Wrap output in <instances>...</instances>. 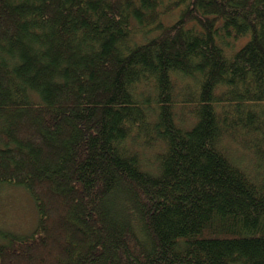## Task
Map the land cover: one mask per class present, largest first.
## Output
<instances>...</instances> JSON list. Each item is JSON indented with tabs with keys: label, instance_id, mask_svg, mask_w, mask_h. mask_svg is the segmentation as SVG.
I'll return each mask as SVG.
<instances>
[{
	"label": "trees",
	"instance_id": "obj_1",
	"mask_svg": "<svg viewBox=\"0 0 264 264\" xmlns=\"http://www.w3.org/2000/svg\"><path fill=\"white\" fill-rule=\"evenodd\" d=\"M0 183V264H264V0H0Z\"/></svg>",
	"mask_w": 264,
	"mask_h": 264
},
{
	"label": "rangeland",
	"instance_id": "obj_2",
	"mask_svg": "<svg viewBox=\"0 0 264 264\" xmlns=\"http://www.w3.org/2000/svg\"><path fill=\"white\" fill-rule=\"evenodd\" d=\"M168 17L171 20L176 16L173 13ZM174 83L175 86H180L179 81L176 80ZM176 111L179 112V108H176ZM183 111L185 113V109ZM185 114V118L181 120L183 125H186L192 117L191 113ZM140 154L143 162L147 164V168L156 165V162L152 159V150H145V153L143 151ZM231 154L234 156L238 155L236 151ZM239 157H243L241 160L244 163L240 164V166L246 167L254 162V159H252L254 158L253 154L243 149L239 153ZM33 203L30 196L22 188L0 183V227L21 233L32 231L37 222V213Z\"/></svg>",
	"mask_w": 264,
	"mask_h": 264
}]
</instances>
